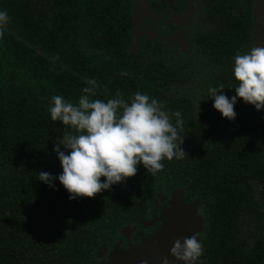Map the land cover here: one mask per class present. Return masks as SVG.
Here are the masks:
<instances>
[{
	"label": "flooded vegetation",
	"instance_id": "af4514ba",
	"mask_svg": "<svg viewBox=\"0 0 264 264\" xmlns=\"http://www.w3.org/2000/svg\"><path fill=\"white\" fill-rule=\"evenodd\" d=\"M99 1L105 12L101 7L96 22L99 27L106 21L116 24L117 32H105L104 27L82 28L81 54L88 60L80 61L73 74L69 67L62 73V97L75 103L82 87L89 86L88 78L97 82L90 99L106 100L118 92L127 102L137 91L155 97L165 110L180 112L183 125L178 131L186 138L180 147L186 155L162 160L167 168L156 173L137 164L133 176L92 197L71 200L61 185L53 183L60 193L43 201L48 186L34 174L49 172L47 166L32 163L25 173L17 168L13 177L17 190H22L17 182L20 177L30 175L25 177L28 188H33L30 213L28 218H0V264H159L167 244L161 241L163 224L176 205L191 206L202 225L195 233L203 249L196 264H234L225 253L229 246H241V235L234 240L228 236L227 226L219 230L211 227L215 213L220 212L218 197L223 194L215 185L224 184L216 183L210 175V162L223 167L231 157L215 156L209 162L205 155L197 164L193 139L212 122L237 124L236 117L222 118L212 108L207 89L223 85L220 91L226 94L234 81L230 71L233 57L255 46L264 47V0L250 1V32L238 35L241 40L235 36L237 43L228 48L227 38L233 39L227 36L225 24H239L238 18L244 17L242 0ZM238 108L250 115L238 125L252 130L234 134L228 151L255 152L264 145V107L254 110L238 98L234 109ZM56 124L61 140L69 129ZM196 126L201 127L197 130ZM249 160L242 163L247 172L241 169L246 181L253 169ZM12 205L15 209L16 201ZM217 232L219 243L213 238ZM234 232L240 233L238 227Z\"/></svg>",
	"mask_w": 264,
	"mask_h": 264
},
{
	"label": "trees",
	"instance_id": "16d2710c",
	"mask_svg": "<svg viewBox=\"0 0 264 264\" xmlns=\"http://www.w3.org/2000/svg\"><path fill=\"white\" fill-rule=\"evenodd\" d=\"M250 1L242 0L244 17L238 18L239 24H230V21L225 24L227 36L233 39L227 38V48L237 43L235 36L250 32ZM103 6L99 0H0V9L6 10L9 16L6 29L0 33V218H28L30 213L27 210L33 188H28L25 178L30 175L20 177L17 182L22 190H17L13 180L17 168L25 173L28 165L34 163L47 166L53 176L61 171L53 151L54 145L62 146L57 135L61 133L56 124L59 121L49 119L47 106L50 99L46 97L63 96L62 73L69 67L73 74L80 61L88 60L87 55L81 54L80 31L99 27L95 17ZM106 22L99 28L116 33L118 26ZM88 68H91L90 64ZM235 83L233 81L226 88V96L234 94ZM234 111L237 124L223 126L212 122L204 133H195V161L198 164L199 160L206 159L205 155L207 161L215 156L231 157L223 167L209 161L210 175L216 183L224 184L215 185L216 190H223L219 191L223 194L217 196L221 200V205L217 206L220 212L215 213L211 227L219 230L227 226L225 230L234 240L241 235V246H229L225 253L234 264H264V145L252 153L228 151L234 134L252 130L238 125L240 119L244 123L250 117L246 110L238 108ZM200 127L196 126V129ZM225 146L227 152L223 151ZM248 159L253 169L246 181L241 169L247 172L248 168L245 169L242 163ZM163 165L167 168L166 161ZM34 175L38 179V172ZM53 183L60 186L55 180ZM48 190L43 201L59 192L55 186H48ZM14 201L17 203L15 209ZM236 227L238 234L234 232ZM218 235L217 232L213 237L216 243L220 242Z\"/></svg>",
	"mask_w": 264,
	"mask_h": 264
},
{
	"label": "clouds",
	"instance_id": "9594fccd",
	"mask_svg": "<svg viewBox=\"0 0 264 264\" xmlns=\"http://www.w3.org/2000/svg\"><path fill=\"white\" fill-rule=\"evenodd\" d=\"M8 22L6 10L0 9V33ZM230 71L236 82L234 94L226 96L220 91L223 85L209 87L212 108L222 118L232 120L238 98L254 110L264 107V47L255 46L235 55ZM87 84L75 103L60 95L50 97L49 119L66 125L69 131L61 137L62 146L53 148L61 171L55 176L38 171L40 182L54 187L53 180L57 181L69 200L92 197L133 176L137 164L156 173L164 167L162 160L185 156L180 147L184 137L178 131L183 125L179 111L169 112L155 97L139 91L127 102L118 92L106 100L90 99L97 82L88 78ZM202 251L195 235L177 238L169 248V254L182 264H196ZM161 264H168L167 257Z\"/></svg>",
	"mask_w": 264,
	"mask_h": 264
},
{
	"label": "water",
	"instance_id": "95a60500",
	"mask_svg": "<svg viewBox=\"0 0 264 264\" xmlns=\"http://www.w3.org/2000/svg\"><path fill=\"white\" fill-rule=\"evenodd\" d=\"M192 209L193 208L188 205H176L164 221V227L161 232V241L167 243L164 248L166 253L163 257H167L168 264H182L181 261L176 260L169 254V248L171 247L172 242L180 237L195 235L200 227H202L198 217ZM149 264L157 263L151 261ZM159 264H161V262Z\"/></svg>",
	"mask_w": 264,
	"mask_h": 264
}]
</instances>
